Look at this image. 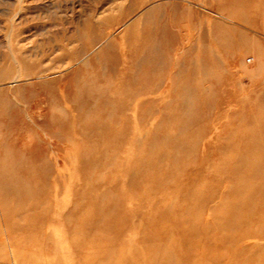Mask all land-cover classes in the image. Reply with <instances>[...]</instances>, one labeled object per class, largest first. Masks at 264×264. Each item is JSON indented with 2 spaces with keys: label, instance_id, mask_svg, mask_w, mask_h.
I'll list each match as a JSON object with an SVG mask.
<instances>
[{
  "label": "rangeland",
  "instance_id": "rangeland-1",
  "mask_svg": "<svg viewBox=\"0 0 264 264\" xmlns=\"http://www.w3.org/2000/svg\"><path fill=\"white\" fill-rule=\"evenodd\" d=\"M72 211L264 264V0H0V264H80Z\"/></svg>",
  "mask_w": 264,
  "mask_h": 264
},
{
  "label": "bare ground",
  "instance_id": "bare-ground-1",
  "mask_svg": "<svg viewBox=\"0 0 264 264\" xmlns=\"http://www.w3.org/2000/svg\"><path fill=\"white\" fill-rule=\"evenodd\" d=\"M4 212L7 215L6 211H4ZM84 215L85 214L82 211H72L71 213L66 215L64 217V219L62 220L63 224H64L63 228L65 231V237L64 238L66 240H68V242H69V245L67 248L71 252H73L74 254L79 253V255H81V253H83V252H89L88 258L81 255L82 261L80 264H100V262H99L100 258H103L110 253L109 250H107L106 248H103L101 246V243H103L105 241H109V242H113V243L117 242V241L120 242V235H119L118 231L120 230L121 227L117 226L116 224L114 226H111L112 223L109 221L107 223V221L105 220L103 222L102 226L99 228V230L102 232V235L97 236L98 231H97V233L94 232V230H96V226L89 220L88 217H86V215L85 216ZM6 229L10 232L13 231L14 229L24 231L23 226H17L13 223H10V222H8L6 224ZM156 231L157 230H155V233H156ZM153 235H154V233H153ZM151 236H152L151 233H149V232L148 233H145V232L142 233V231H141V236L139 238V242H140V248H141L142 255H145V254L151 255V253H159V256L160 255L164 256L163 250L166 248V246H164V244L162 243L164 247L154 248L155 245L154 246L151 245V243H152L151 242V238H152ZM191 238L188 241L194 249L197 241L193 242V238L192 239ZM155 240H157V239H155ZM159 240L160 239L158 238L157 242H159ZM216 241L219 242L220 240L217 239ZM117 244H119V243H117ZM219 244L222 246L221 249H223L224 245L220 242H219ZM15 245H16V243H14V246ZM15 250H16V248H15ZM69 250H68V256L71 255V253H69L70 252ZM118 253L121 257H125V258L127 255L128 256L132 255V257L136 256L133 253H131V251H128V252L125 251L124 248H122L121 246H120ZM209 254H210V258H208L207 260L204 258V256L202 257L204 264L205 263L208 264V262H211L212 264H218V262L223 260L224 256H225L223 253L222 254L216 253L215 250H213L212 252H209ZM163 256H162V258H163ZM165 258H163V259H165ZM133 260H136V258H133ZM166 261H168V260H166ZM166 261H164V262H166ZM135 262L136 261H131V262L123 261L122 262L121 260H119L116 264H126V263L127 264H135ZM147 262L149 264H156V262H154L151 259H149V261H147ZM161 262H162V260H161ZM211 263H209V264H211ZM160 264H162V263H160Z\"/></svg>",
  "mask_w": 264,
  "mask_h": 264
}]
</instances>
